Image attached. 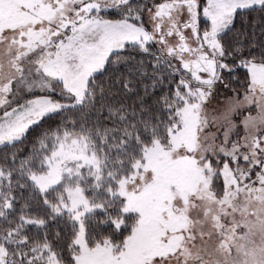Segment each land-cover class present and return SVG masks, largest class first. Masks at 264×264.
Listing matches in <instances>:
<instances>
[{
    "label": "snow or ice",
    "instance_id": "snow-or-ice-1",
    "mask_svg": "<svg viewBox=\"0 0 264 264\" xmlns=\"http://www.w3.org/2000/svg\"><path fill=\"white\" fill-rule=\"evenodd\" d=\"M109 10L119 18H105ZM248 12L264 19V0H0V145L46 117L107 109L106 123L90 126L88 114L79 124L65 115L18 168L15 153L0 165V264H264V46L222 42ZM133 52L151 56L150 72ZM120 63L123 89L143 87L138 109L108 103L96 84ZM237 68L247 70L243 99L211 106L223 73ZM24 92L34 98L12 107ZM241 108L250 113L242 135L232 119ZM14 172L72 221L67 258L47 234L26 233L46 224L27 203L9 218Z\"/></svg>",
    "mask_w": 264,
    "mask_h": 264
},
{
    "label": "trees",
    "instance_id": "trees-1",
    "mask_svg": "<svg viewBox=\"0 0 264 264\" xmlns=\"http://www.w3.org/2000/svg\"><path fill=\"white\" fill-rule=\"evenodd\" d=\"M103 14L105 15V18H119L115 12H112V10ZM237 41H242L246 49L255 45V47H251V51L254 53H258L261 46H264V19L261 18L259 13L248 12L247 14H237L231 31L224 34L222 42L226 45H232ZM157 47L158 46L153 45L151 50L156 52ZM124 54L128 55V52L126 51ZM245 54H247V52H245ZM132 55H134L137 60L143 59L148 65L149 72L151 71V65L154 63L151 56L137 52H133ZM228 62L232 63L233 61L230 59ZM236 63H238V61H236ZM106 68L107 71L95 75L96 84L102 86L106 91L107 102L116 106L122 104L129 109L132 107H137L138 109L137 93H139L140 96H144L143 87L138 85L132 93H128L118 82L127 76L128 66L124 63H120L119 65L108 64L106 65ZM223 75L225 78L223 84L228 85V90L233 91V89H235V91L239 92L245 89L247 83L246 69L237 68L235 72H224ZM170 87L171 85L162 86L157 89L154 95H149L145 97V99L149 104H152L156 97L167 91ZM85 114H88L87 124L89 126L96 122L106 123V121L102 119V116H107V109L101 108L99 104H97L95 108L85 109V112L83 113L73 109L67 113L46 117L39 124L31 126L21 141L14 142L11 145H0V165L11 167L13 164L12 157L15 153L17 157L15 167L18 168L20 159L29 156L33 151L34 145L37 148L39 147L37 141L41 138L42 133L50 129L54 131L56 126L62 123L65 115L68 116L70 120L75 119L79 124L82 122ZM17 179L20 180V184H23L24 187H21L16 183ZM11 195L14 197V208L10 210L9 218L17 220L21 214V209L27 203L29 207L25 209V211L34 216H43L46 219V224L43 227L29 225L25 229L26 233L30 238H42L47 234L48 240L57 248L62 256L67 258L69 255L67 245L70 243L73 235V224L72 221L68 219L67 214H51L50 209L43 204V197L39 191L32 186L31 181L27 180L26 177L20 178L18 172L13 173ZM54 196L55 193H51L49 199H53ZM102 218L103 213L98 211L97 219ZM5 226L6 224L4 221L0 220V227ZM98 231L107 235L111 231V226L102 224L99 226ZM57 234H59V236H57Z\"/></svg>",
    "mask_w": 264,
    "mask_h": 264
},
{
    "label": "rangeland",
    "instance_id": "rangeland-1",
    "mask_svg": "<svg viewBox=\"0 0 264 264\" xmlns=\"http://www.w3.org/2000/svg\"><path fill=\"white\" fill-rule=\"evenodd\" d=\"M147 2L152 3L153 0H147ZM155 2L159 3V2H161V0H155ZM112 12H115V11L112 10ZM111 19H116V18H111ZM144 22H145V26L148 27L149 30H151V26L148 24L147 15L144 17ZM224 85L225 84L219 83V82L215 85L213 96L210 100L211 106L217 107L220 110H223L224 108H226L229 105V103L231 102V98L234 96H236L238 99L242 100L244 92H245V89H243L239 92L238 91L233 92V91L228 90L227 87H225ZM34 94L39 95L41 93L39 92V90H35ZM34 94L24 92L22 94V97L19 99L9 97V99L13 101L12 107H15L17 105V103H21V104L24 103V101L26 99L34 98ZM53 95L56 99H60V96L58 95V93L53 94ZM9 110H10V108H9ZM3 111H4V107L0 106V117H2ZM249 114L250 113H249L247 108H241V109L237 110V114H233V116H232L233 121L238 125V130L240 131L241 135L243 134V125L241 122L244 119V117L249 115ZM255 114H256V112H255V109L253 107L252 111H251V115H255Z\"/></svg>",
    "mask_w": 264,
    "mask_h": 264
}]
</instances>
